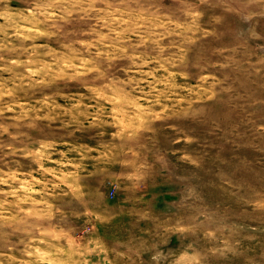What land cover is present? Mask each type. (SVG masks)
<instances>
[{"label":"rangeland","instance_id":"rangeland-1","mask_svg":"<svg viewBox=\"0 0 264 264\" xmlns=\"http://www.w3.org/2000/svg\"><path fill=\"white\" fill-rule=\"evenodd\" d=\"M0 264H264V0H0Z\"/></svg>","mask_w":264,"mask_h":264}]
</instances>
